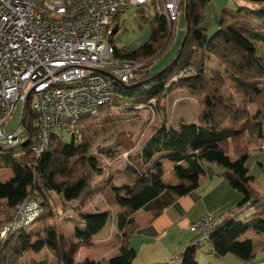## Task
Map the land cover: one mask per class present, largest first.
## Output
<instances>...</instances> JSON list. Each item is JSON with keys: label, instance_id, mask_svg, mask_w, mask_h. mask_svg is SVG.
I'll return each instance as SVG.
<instances>
[{"label": "trees", "instance_id": "trees-1", "mask_svg": "<svg viewBox=\"0 0 264 264\" xmlns=\"http://www.w3.org/2000/svg\"><path fill=\"white\" fill-rule=\"evenodd\" d=\"M212 1L182 0L180 9L183 16L179 23L171 24L159 15L147 16L150 8L138 9L140 22L150 23L152 27L150 40L135 51L115 46L118 60L141 66L135 79L129 84L114 81V95L107 105L99 109L98 115L82 118L76 125L78 134L70 135L68 142H64L59 134H53L49 148L40 157L32 152L38 130L33 126L36 117L30 100L27 102L21 120L27 130V140L17 147H0V151L20 152L22 159L20 162L14 161L13 157L0 159V171L6 165L13 171L8 181L0 180V200L7 199L5 206H0V233L16 223L26 201L37 204L40 213L31 223L11 231L0 240V264H22L33 241L51 230L53 238L47 245L54 249L57 262L75 264L80 250L91 247L94 237L103 232L113 219L108 211L85 212L93 195L99 191L104 193L111 179H107L101 188L94 187V177L101 175L102 168L89 153L93 145L90 121L103 114L106 120L114 111L120 114L140 111L142 106L149 114L153 110L155 119V104L160 107L162 101L185 89L201 99L200 113L195 122H182L178 128L171 127L166 120L162 121L140 151V165L132 164L129 154L127 168L138 179L130 198L122 199L113 193L122 209L114 217L118 231L132 225L133 215L141 209L152 211L155 219L178 199L197 190L201 177H218L240 192L243 199L236 210L222 214L211 232L208 241L210 256L222 259L233 255L243 264H252L264 251L263 242L237 241L238 236L248 231L264 233V202L251 185L253 177L247 167L250 140H264V57L257 51L260 43L264 52V0H235L236 8L223 10L219 29L211 35L203 23L204 9ZM183 19L185 37L176 58L160 73L152 75L151 70L177 42ZM115 32L118 33L119 29ZM210 55L218 59L226 76L234 83L236 92L244 97L246 106L242 109L215 99L205 71ZM184 70L188 74L177 78ZM136 80L139 82L132 85ZM117 94L119 100L115 101ZM251 104L257 106L256 113L252 114L247 108ZM25 155H32V162L23 161ZM164 160L185 165L175 169L182 181L180 186L166 187L162 184L160 163ZM206 165L220 168L222 172H212ZM156 168L159 169L158 175L153 173ZM69 213L76 214L83 224L79 226L72 218L75 228L71 240L49 228L30 232L36 224L51 218H64ZM194 241L195 237L179 256L181 264H199L197 253L202 248L197 247ZM136 258L137 252L125 236L117 256L105 262L84 264H133ZM174 263L177 262L155 264ZM31 264L47 263L34 261Z\"/></svg>", "mask_w": 264, "mask_h": 264}, {"label": "built area", "instance_id": "built-area-1", "mask_svg": "<svg viewBox=\"0 0 264 264\" xmlns=\"http://www.w3.org/2000/svg\"><path fill=\"white\" fill-rule=\"evenodd\" d=\"M181 2L0 0V147H17L27 140L21 120L29 100L36 117L33 126L38 130L32 144L37 157L47 151L53 134H78L77 123L86 116H97L111 101L113 82L129 84L141 67L116 58L112 22L130 9L154 8L169 24L179 23ZM187 74L184 70L177 78ZM21 103L18 125L8 130ZM128 157L129 153L123 155L124 160ZM39 213L37 204L26 201L16 223L0 233L1 239L31 223ZM221 216L215 208L191 224L189 232L195 235L197 247L208 245Z\"/></svg>", "mask_w": 264, "mask_h": 264}, {"label": "rangeland", "instance_id": "rangeland-1", "mask_svg": "<svg viewBox=\"0 0 264 264\" xmlns=\"http://www.w3.org/2000/svg\"><path fill=\"white\" fill-rule=\"evenodd\" d=\"M235 8V0H213L204 9L205 19L203 27L209 32V34L213 35L219 29L220 16L223 10H234ZM137 12V9H130L112 22V27L114 29H119V32L116 33L113 40L114 46L121 49L124 48L130 51H135L150 40L152 35V27L150 23H141ZM149 12L150 14H146L149 17L157 15V11L154 8H150ZM184 23L185 21L183 19L181 22L182 29L179 32L180 35H178L177 42H175V44L170 48L167 54L157 63L155 68L151 70L152 75L160 73L176 58L185 37ZM257 51L259 55L264 57L262 44H257ZM205 69L206 78L212 86L214 97L216 100L222 101L228 106L235 108L242 109L244 106H246L244 97L236 92L234 83L226 76L223 66L218 61V59L210 55ZM138 82L139 80H136L132 83V85ZM114 100H119L118 94L115 96ZM200 102V98L193 96L190 90L185 89L175 92L167 100L162 101L160 107H158V104H155V119H153V113L149 114V112H147L146 110H140L136 112H127L126 114H120L119 112L114 111L115 113L112 112L111 117H107L109 119L106 118V120H104L105 114H103L100 118L90 121V136L92 138L93 145L89 153L94 156V160L97 166L103 168V172L105 173H103L101 176L95 175L94 187L96 189L100 188V186H102V184L109 178H112V185H120L123 182H128L129 180L131 181L132 176L129 177L130 179L126 176L129 173V169L127 168L128 161L124 160L123 155L125 153H129L131 156H133L131 159L132 164L138 166V156H140V151L142 150L147 139L152 134L153 130L160 126L162 121L164 120H166L168 124L174 128H178L182 122H195L201 110ZM21 111L22 103L18 106L11 122L8 124V130L16 128L20 119ZM59 135L62 137L64 142L70 141V135H68L67 133L61 131ZM21 139L24 140L25 137L23 136ZM131 146L132 149L129 150ZM259 148L263 149H257V151L251 152L252 156L250 155L249 158V168L251 169V176H254L256 179L253 188L260 193L261 200L262 202H264V198H262L264 196V142ZM20 154L21 153L16 150H3L0 151V159L2 157H13L14 161L20 162V160H22ZM32 160V155H25L23 157V161L27 163L32 162ZM257 162H259V164H257ZM6 166L0 171L1 182L8 181L13 174L12 169L9 167L7 168ZM165 166L167 172H169L173 167L171 163L167 162ZM206 167L210 168L211 171L215 173L222 172V169L217 167H213L210 165H206ZM107 169H110L108 173L106 172ZM166 177L167 179H170L171 175L166 173ZM214 178L221 179L218 177H213V179ZM226 182L224 183L226 188H228L227 192H225V190L221 188L216 191L217 197L215 201H221L218 205L222 214H229L236 210L238 207V203H240V201L243 199L242 194L231 188L229 183ZM106 193L108 196H110V191L108 189H106L104 195ZM101 195H93L85 208V212L109 207H107V204L105 203V200L103 198L104 196L102 197ZM210 201L211 199L209 198L206 202ZM6 202L7 199H1L0 206L4 207ZM205 205L206 204L204 202L199 207V209L202 210ZM111 214L114 218L115 214L112 212ZM73 217L77 221H80V218L76 214L69 213L64 218H51L42 224H36L30 229V232H38V230L40 231V229L49 228L56 230L58 234L65 236L66 238L71 240L73 239V232L75 227V224L72 221ZM52 238L53 235L51 230L46 236L34 240L30 249L25 254L22 264H31L34 261H45L47 264H59L57 262L54 249L49 248L47 245V242ZM186 248L187 247L184 248L183 252L186 250ZM210 252V246L206 245L203 249L198 250L197 259H200L202 261V264H234L230 260H239L237 258L234 259L235 257H233L232 255H229L231 259H217L214 256L211 257ZM77 260L78 259L76 258L75 262H77ZM143 263L144 261L143 259H141V261H136L134 264Z\"/></svg>", "mask_w": 264, "mask_h": 264}, {"label": "crops", "instance_id": "crops-1", "mask_svg": "<svg viewBox=\"0 0 264 264\" xmlns=\"http://www.w3.org/2000/svg\"><path fill=\"white\" fill-rule=\"evenodd\" d=\"M180 35V33H179ZM249 111L253 114L257 111V106L254 104L247 105ZM264 142V140H251L248 144L251 152L257 151L259 147ZM252 145V146H251ZM263 149V148H261ZM260 149V150H261ZM252 156V155H251ZM133 156H131L132 158ZM139 157L140 165L142 163L141 156ZM250 161V159H249ZM249 161L247 162V167L249 168ZM171 163L173 166L172 169L167 172L165 169V164ZM259 164V162H257ZM161 166V182L166 187H176L182 184L181 179L176 175L175 169L177 167H184L183 163L175 164L170 161L164 160L160 163ZM254 168V167H252ZM251 171V169L249 168ZM106 171V170H105ZM110 169H107V173ZM103 168L102 173L103 174ZM153 173L155 175L159 174V169L156 168ZM166 173L171 175L170 179H167ZM105 174V173H104ZM98 175V176H101ZM251 175V174H250ZM127 178L132 176V180L128 182H123L120 185L113 184L112 178L110 179L108 190L110 191V196L107 193L104 195L102 192H96L95 194H102L105 203L108 208H101L94 211H86L87 213H103V212H112L116 216L117 213L121 212V206L116 203L113 193H117L119 198L128 199L131 197V191L134 186V183L137 181V175L135 173L129 172ZM251 182L253 187L255 183V177ZM130 179V178H129ZM201 177L199 180V187L197 190L191 192L189 195L181 197L174 204L166 208L158 217L153 219V212L145 209H141L133 215L134 223L128 225L122 232L118 231L115 218H113L103 232L95 236L91 247L87 249L82 248L77 255V262L75 264H84L87 262H105L108 261L120 253V248L122 240L124 237H128L129 244L137 252L136 261H141L143 259V264H155L159 262H173L176 257H179L185 247H188L195 235L189 232V227L195 221H197L203 214L206 212L219 208L220 200L215 201L216 191L224 189L227 192L224 179ZM169 180V181H168ZM105 181V180H104ZM105 183V182H104ZM104 183L101 187L104 186ZM228 183V182H226ZM231 187V186H230ZM206 188V189H205ZM114 190V191H113ZM107 196V197H106ZM263 196V194H262ZM211 199L210 202H206L208 199ZM264 198V196L262 197ZM205 202V206L202 210L199 207ZM226 204V203H225ZM239 204V203H238ZM88 209V208H87ZM220 209V208H219ZM79 226H82V222L77 221ZM75 228V227H74ZM251 240L252 242H263L264 243V233L257 234L252 231L243 233L237 237V241ZM90 253V254H87ZM91 255V256H89ZM233 256V255H232ZM235 257V256H233ZM231 259L228 255L221 260ZM236 259V257L234 258ZM199 264H202L200 259H197ZM234 264H243L239 262L240 260H230ZM237 261V262H235ZM255 264H264V251L261 252L254 260ZM174 264H181L180 261Z\"/></svg>", "mask_w": 264, "mask_h": 264}, {"label": "water", "instance_id": "water-1", "mask_svg": "<svg viewBox=\"0 0 264 264\" xmlns=\"http://www.w3.org/2000/svg\"><path fill=\"white\" fill-rule=\"evenodd\" d=\"M185 18L187 19V8L185 9Z\"/></svg>", "mask_w": 264, "mask_h": 264}]
</instances>
